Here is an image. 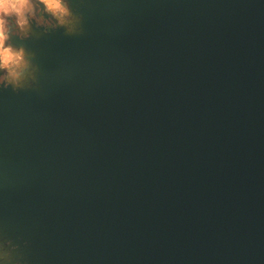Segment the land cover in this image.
Masks as SVG:
<instances>
[{"label":"water","instance_id":"obj_1","mask_svg":"<svg viewBox=\"0 0 264 264\" xmlns=\"http://www.w3.org/2000/svg\"><path fill=\"white\" fill-rule=\"evenodd\" d=\"M15 44L36 78L0 93V238L30 264H264V0H86Z\"/></svg>","mask_w":264,"mask_h":264},{"label":"clouds","instance_id":"obj_2","mask_svg":"<svg viewBox=\"0 0 264 264\" xmlns=\"http://www.w3.org/2000/svg\"><path fill=\"white\" fill-rule=\"evenodd\" d=\"M86 0H0V93L7 90L18 92L28 80H35L36 69L32 56L21 42L32 39V29L43 35L64 30L65 34L76 31L80 9ZM22 245L11 239L0 238V264H30Z\"/></svg>","mask_w":264,"mask_h":264},{"label":"rangeland","instance_id":"obj_3","mask_svg":"<svg viewBox=\"0 0 264 264\" xmlns=\"http://www.w3.org/2000/svg\"><path fill=\"white\" fill-rule=\"evenodd\" d=\"M32 31V35H34L35 33H37L36 31H34V30H31ZM13 44H15L16 43V41L13 39L12 41H11ZM16 45V44H15ZM27 83V82H26ZM25 83V84H26Z\"/></svg>","mask_w":264,"mask_h":264},{"label":"flooded vegetation","instance_id":"obj_4","mask_svg":"<svg viewBox=\"0 0 264 264\" xmlns=\"http://www.w3.org/2000/svg\"><path fill=\"white\" fill-rule=\"evenodd\" d=\"M32 30H34V31H37V30H35V29H32ZM38 32V31H37ZM15 41H17L15 38H13Z\"/></svg>","mask_w":264,"mask_h":264}]
</instances>
